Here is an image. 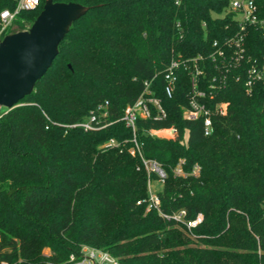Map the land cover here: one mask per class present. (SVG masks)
I'll use <instances>...</instances> for the list:
<instances>
[{"label":"trees","instance_id":"trees-1","mask_svg":"<svg viewBox=\"0 0 264 264\" xmlns=\"http://www.w3.org/2000/svg\"><path fill=\"white\" fill-rule=\"evenodd\" d=\"M54 1L90 9L73 22L33 91L0 111V260L64 264L91 246L117 264H264V86L247 93L216 52L240 30L230 0ZM254 1L264 18V0ZM44 2L19 12L4 35L28 29ZM15 6L0 0V12ZM246 42L252 55L264 54L253 27ZM198 54L205 56V80L227 74L209 105L226 101L228 112L213 115L209 136L202 118L182 115L188 70L179 69L172 96L164 91L168 64ZM146 80L167 115L139 118L136 136L142 154L166 172L160 209H185L188 219L203 213L192 233L155 208L146 212L149 177L156 176L130 152L133 134L119 119ZM106 100L111 124L90 131L67 126ZM171 126L174 138L150 132ZM111 138L119 144L108 145ZM180 159L185 176L174 173ZM195 164L198 175L191 174Z\"/></svg>","mask_w":264,"mask_h":264},{"label":"built area","instance_id":"built-area-1","mask_svg":"<svg viewBox=\"0 0 264 264\" xmlns=\"http://www.w3.org/2000/svg\"><path fill=\"white\" fill-rule=\"evenodd\" d=\"M16 6L14 9H3L0 12V42L2 41L5 30L10 27L19 12L23 10H34L40 5V0H15ZM229 9L234 11L240 30L231 36L226 42V48H218L217 54L222 56L226 60V69L229 70L233 67L237 72L234 74L235 79L244 82L247 93L251 94L255 86L261 83L264 86V54L252 55L247 49V37L249 35V28L253 27L259 31V34L264 40V18H260L257 15V5L254 0H230ZM217 44L216 42L214 45ZM214 55L211 58L214 59ZM205 56L198 54L190 59H174L172 60L164 71V91L168 96H172L176 83L178 80V72L180 68L188 70L190 74V95L188 104L183 106L182 115L187 120H196L202 118L203 133L205 136H209L214 132L215 126L213 122V115L220 114L225 115L228 112V102L221 101L210 106L209 102L213 96L212 90L218 86L221 87L226 82V73L220 74V76L212 75L211 78L205 80L206 69L203 65ZM203 82L206 83L203 86ZM151 82L146 80L144 82V89L138 95V97L128 103L123 114L120 116V120L125 123L132 131V143L130 148L132 154H138L142 160L143 166L146 169L148 175H155L156 179L163 183L166 177V172L162 164L153 158H146L142 154L141 145L138 142L137 133V121L139 118H153L154 120H162L166 117V110L163 107L160 98L153 95V91L150 87ZM1 110V109H0ZM111 111L109 109V102L106 100L97 104L83 120L75 123L67 124L69 127H80L85 131L103 129L112 123ZM2 114L0 113V117ZM151 134L161 137L174 138L178 135V130L175 126L162 129H151ZM108 145H118L119 143L111 138ZM185 160L180 159L174 168L176 175L185 176L188 173L184 170ZM200 171V165L195 164L192 175H198ZM153 179L149 177V197L146 212L155 208L159 211L160 215L169 220L175 222L178 226H181L188 233L200 225L203 222V213L199 212L194 218L188 219L186 217V210L181 209L172 213H165L160 209V197L157 192L152 189ZM141 203V200L137 202ZM111 263L117 264V259L114 258L109 252L98 249L96 247L85 246L80 256L72 254L69 260L64 264H104ZM0 264H10L7 260H0Z\"/></svg>","mask_w":264,"mask_h":264},{"label":"water","instance_id":"water-1","mask_svg":"<svg viewBox=\"0 0 264 264\" xmlns=\"http://www.w3.org/2000/svg\"><path fill=\"white\" fill-rule=\"evenodd\" d=\"M90 6L45 0L31 26L7 33L0 42V109L16 106L30 94L58 55L71 25Z\"/></svg>","mask_w":264,"mask_h":264},{"label":"rangeland","instance_id":"rangeland-1","mask_svg":"<svg viewBox=\"0 0 264 264\" xmlns=\"http://www.w3.org/2000/svg\"><path fill=\"white\" fill-rule=\"evenodd\" d=\"M0 111L1 112L7 111V107L2 106ZM151 185H152L153 191H155V192H158V191L162 190V188H163L162 182L157 180V179H153L151 182ZM44 251H45V253H48L49 249L46 248ZM104 264H111V263H104Z\"/></svg>","mask_w":264,"mask_h":264}]
</instances>
